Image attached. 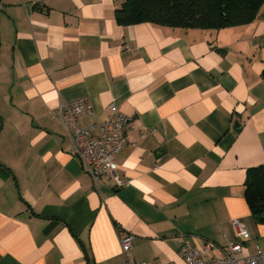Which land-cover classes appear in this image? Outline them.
Wrapping results in <instances>:
<instances>
[{"label":"crops","instance_id":"crops-1","mask_svg":"<svg viewBox=\"0 0 264 264\" xmlns=\"http://www.w3.org/2000/svg\"><path fill=\"white\" fill-rule=\"evenodd\" d=\"M122 0H0V264H183L180 246L264 245L244 196L264 166V4L219 29L122 25ZM88 97L84 128L109 104L127 145L96 183L56 112ZM245 227L239 238L233 226Z\"/></svg>","mask_w":264,"mask_h":264},{"label":"built area","instance_id":"built-area-1","mask_svg":"<svg viewBox=\"0 0 264 264\" xmlns=\"http://www.w3.org/2000/svg\"><path fill=\"white\" fill-rule=\"evenodd\" d=\"M1 7V4H0ZM110 113L101 122H95L89 128L79 124L80 118L93 112L88 97H80L68 101L58 109L56 115L62 121L73 145V155L79 159L82 167L90 174L93 181L109 174L117 187L124 185L117 175L115 156L127 145L125 127L130 118L121 112L114 102L109 104ZM236 235L242 240L249 238L243 225L233 221ZM119 242L126 264H145L135 260L131 255L132 235L127 231H119ZM213 244L194 246L188 242L179 248L183 264H264V245L257 246L252 255L240 256L241 244L229 241L223 248L221 256L208 257Z\"/></svg>","mask_w":264,"mask_h":264},{"label":"trees","instance_id":"trees-1","mask_svg":"<svg viewBox=\"0 0 264 264\" xmlns=\"http://www.w3.org/2000/svg\"><path fill=\"white\" fill-rule=\"evenodd\" d=\"M264 0H122L119 24L142 22L169 27L219 29L254 20ZM244 196L252 216L264 223V166L246 170Z\"/></svg>","mask_w":264,"mask_h":264}]
</instances>
